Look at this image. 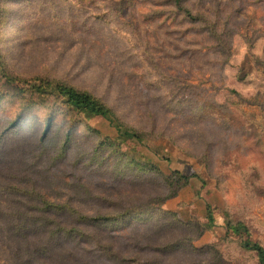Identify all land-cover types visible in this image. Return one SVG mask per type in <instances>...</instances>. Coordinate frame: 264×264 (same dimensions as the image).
I'll return each mask as SVG.
<instances>
[{"label":"rangeland","instance_id":"1","mask_svg":"<svg viewBox=\"0 0 264 264\" xmlns=\"http://www.w3.org/2000/svg\"><path fill=\"white\" fill-rule=\"evenodd\" d=\"M229 224L264 246V0H0V264H262Z\"/></svg>","mask_w":264,"mask_h":264},{"label":"trees","instance_id":"2","mask_svg":"<svg viewBox=\"0 0 264 264\" xmlns=\"http://www.w3.org/2000/svg\"><path fill=\"white\" fill-rule=\"evenodd\" d=\"M55 86L59 94L66 100L69 106L75 107L77 109H85L89 112L103 117H109L111 118L113 123L117 125L119 131L124 132V134H127L129 136L138 137V139L142 138L139 133H137V131L125 125L110 106H108L102 100L94 96L92 93L80 90L74 86L67 85L66 83H57L55 84ZM12 124L14 125L16 124V122H13ZM183 177L186 180L182 187H185L189 184L190 178L185 175ZM206 210L208 219V224H206V227L211 228L216 223L215 217L212 208L209 204H207ZM228 230L234 232L237 235L242 234V231L244 230L247 234V238L242 242V246L245 249L255 251L257 253L258 258L261 260V263L264 264V246L258 242H253L251 240L250 230L246 225L229 224Z\"/></svg>","mask_w":264,"mask_h":264},{"label":"crops","instance_id":"3","mask_svg":"<svg viewBox=\"0 0 264 264\" xmlns=\"http://www.w3.org/2000/svg\"><path fill=\"white\" fill-rule=\"evenodd\" d=\"M182 193V192H181Z\"/></svg>","mask_w":264,"mask_h":264}]
</instances>
